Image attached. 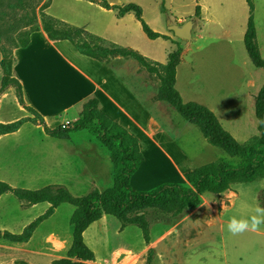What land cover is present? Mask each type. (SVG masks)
Instances as JSON below:
<instances>
[{
    "label": "crops",
    "instance_id": "obj_1",
    "mask_svg": "<svg viewBox=\"0 0 264 264\" xmlns=\"http://www.w3.org/2000/svg\"><path fill=\"white\" fill-rule=\"evenodd\" d=\"M79 1L94 6L100 13L114 16L116 21L133 15L119 17L117 11ZM93 32L110 39L103 27L95 28ZM245 32L246 29L241 36L243 41ZM71 46L67 41H52L41 29L31 35L26 47L14 51L13 75L22 85L25 106L43 117L47 127L56 129L76 122L83 105L90 99H97L103 114L140 141L144 161L131 180L134 191L150 192L164 184L189 186L186 173L213 162L233 161L221 148L209 144L198 128H192L183 119L177 120L176 130L160 109V106L169 105L152 101L149 85L130 60L115 58L110 64L100 63L81 55L72 46L74 51ZM191 46L196 47L194 53L189 59L182 58L176 74L175 87L183 102H195L210 109L239 143L258 136L256 97L264 86V70L254 66L245 44L228 41L225 48L232 53L220 60L208 55L194 57L208 47ZM2 60L0 52V90L4 78ZM25 106L20 104L16 89L7 88L0 95V124L35 118ZM41 127L44 132L39 131ZM95 142L89 140L86 144L98 148L105 164L111 162L110 154L104 153L99 141L100 147ZM80 144L71 138L54 139L45 133L42 125L26 123L18 131L0 136V181L28 190L65 186L75 196H81L94 179L112 181L113 166L106 175L103 168L97 171L88 163L87 153ZM167 146H173L174 151ZM263 188L264 179L233 185L225 195L231 203L226 211L229 218L250 215L257 206V193ZM50 207L48 202H42L23 208L12 193H5L0 196V231L20 235ZM75 210L71 204H61L28 242H3L6 247L14 246L15 250L26 254L31 264H52L67 258L73 245L71 218ZM104 217L107 216L93 223L84 233L86 244L96 251L95 264L99 259L96 248L105 240ZM228 220L222 221L221 229ZM223 257L225 264H264V229L241 235L225 231Z\"/></svg>",
    "mask_w": 264,
    "mask_h": 264
},
{
    "label": "trees",
    "instance_id": "obj_2",
    "mask_svg": "<svg viewBox=\"0 0 264 264\" xmlns=\"http://www.w3.org/2000/svg\"><path fill=\"white\" fill-rule=\"evenodd\" d=\"M41 1L38 0L34 8L32 7L34 3H28L27 0H17L13 5L16 9H31L29 13L32 16L26 14L18 21V27L22 24L29 31L27 34L30 36L24 45L12 48L11 45L15 43L14 38L7 35V44L1 45L4 78L0 95L7 88L14 87L20 104L25 106L22 85L13 75L14 51L29 44L31 35L39 31V23H41L52 41H67L87 58L105 64H110L115 58L136 62L141 70L159 81V88L153 95L152 101L171 106L192 128H198L209 144L221 148L233 161L213 162L186 173L185 178L189 186L164 184L150 192H136L132 188L131 180L144 161L140 141L119 123L103 114L97 99H90L83 105L80 118L76 122L56 129L47 127L43 117L32 108L25 106L35 118H23L14 123L0 124V136L18 131L26 123L42 125L48 136L58 140H69L73 133L87 131L108 150L113 165L114 182L102 192L94 190L87 195L75 196L65 186H47L39 190H28L14 188L0 181V196L12 193L23 208L42 202L51 204L48 211L28 225L22 234L14 235L0 231V237L15 243L28 242L35 230L49 219L61 204L68 203L76 208L71 218L73 245L67 258L55 260L52 264H95V252L86 244L84 233L104 215L119 220L122 228L129 225L138 227L145 243L149 245L151 229L146 212L148 209L155 210L158 219L179 218L197 209L202 204L205 194L221 196L230 191L235 184H247L264 179V86L256 97L259 135L245 143H239L223 128L210 109L195 102H183L175 87L177 68L182 62V47L176 45V50L169 54L167 63L161 64L132 48L120 46L95 35L86 27L74 26L47 14L45 9L48 8V3L37 13L35 9ZM84 1L97 4L106 10L117 11L119 17L133 14L150 40H170L167 35L151 29L143 18L142 8L135 3L111 5L107 0ZM247 4L249 16L244 35L245 48L254 66L264 70V58L261 56L257 38L253 0H247ZM162 10L164 12V8ZM257 204L264 207V188L258 192ZM153 253L151 249L147 257L148 264L152 263Z\"/></svg>",
    "mask_w": 264,
    "mask_h": 264
},
{
    "label": "rangeland",
    "instance_id": "obj_3",
    "mask_svg": "<svg viewBox=\"0 0 264 264\" xmlns=\"http://www.w3.org/2000/svg\"><path fill=\"white\" fill-rule=\"evenodd\" d=\"M37 1L27 0L28 3H34V5L31 3L33 8ZM107 1L117 5L128 3L139 5L143 10V18L151 29L167 35L170 40H150L133 15L121 21L117 18L116 21L114 16L100 13L94 6L79 0H42L35 10L39 13L40 9L48 3L49 6L45 9L47 14L76 26L85 24L87 30L91 32L95 28L103 27L110 41L132 48L161 64L167 63L169 53L177 46L182 47V58L185 59H189L196 49L191 44H200L202 49L208 48L204 53L195 54L194 57L208 55L220 60L226 59L224 56L232 53L225 48L228 41L238 45L244 44L241 36L246 29L249 16L247 0ZM14 3H17V0H0V47L7 44V35L14 38L15 43L11 45L12 48L24 45L30 36L27 34L29 31L22 24L18 27V21L26 14L32 16L29 13L31 9L13 8ZM253 3L258 44L261 56L264 58V0H253ZM187 24L192 25L191 38L183 45L182 40L170 27L184 28ZM41 29L43 25L39 23V30ZM71 49L75 51L72 46ZM129 63L146 81L151 94L154 95L159 88V81L141 70L136 62L129 61ZM160 109L177 130V120L182 118L171 106H160ZM39 131L44 132L42 127ZM71 139L81 143V149L87 153L88 163L97 168V171L103 168V173L106 175L107 171L112 169V163L105 164V158L99 153L98 148L86 144L89 140L97 141L95 144L97 143L96 145L100 147L98 140L89 132L73 133ZM102 147L105 154L109 153L103 145ZM167 147L171 152L172 149L174 151L173 146ZM113 182L114 179L112 181L104 179L102 182L94 179L81 196L99 190L98 188L102 192L111 187ZM226 194L228 192L221 196L205 194L202 204L197 209L174 219H158L156 211L148 209L146 212L151 229L149 245L145 243L138 227L129 225L122 228L120 221L116 218L104 217L105 240L96 248L99 258L97 264H148L147 257L151 249L154 251L151 264H225L223 233L228 230L227 224H224L221 229V223L229 219L226 211L231 205ZM3 240L7 239L0 237V264H31L26 254L15 250L14 246L6 247ZM90 248L96 253L92 247Z\"/></svg>",
    "mask_w": 264,
    "mask_h": 264
},
{
    "label": "clouds",
    "instance_id": "obj_4",
    "mask_svg": "<svg viewBox=\"0 0 264 264\" xmlns=\"http://www.w3.org/2000/svg\"><path fill=\"white\" fill-rule=\"evenodd\" d=\"M262 229H264V207L259 205L247 217L233 215L227 222V230L232 235H241L245 232H259Z\"/></svg>",
    "mask_w": 264,
    "mask_h": 264
},
{
    "label": "water",
    "instance_id": "obj_5",
    "mask_svg": "<svg viewBox=\"0 0 264 264\" xmlns=\"http://www.w3.org/2000/svg\"><path fill=\"white\" fill-rule=\"evenodd\" d=\"M170 28L174 31V34L182 40L183 45L191 38V24H187L184 28H179L178 26H171Z\"/></svg>",
    "mask_w": 264,
    "mask_h": 264
},
{
    "label": "built area",
    "instance_id": "obj_6",
    "mask_svg": "<svg viewBox=\"0 0 264 264\" xmlns=\"http://www.w3.org/2000/svg\"><path fill=\"white\" fill-rule=\"evenodd\" d=\"M223 226H224V224H223Z\"/></svg>",
    "mask_w": 264,
    "mask_h": 264
}]
</instances>
